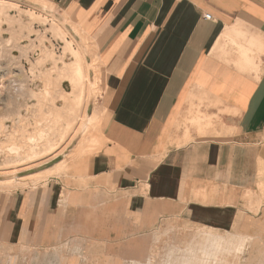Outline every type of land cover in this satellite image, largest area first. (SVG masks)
I'll list each match as a JSON object with an SVG mask.
<instances>
[{
	"label": "crops",
	"instance_id": "obj_1",
	"mask_svg": "<svg viewBox=\"0 0 264 264\" xmlns=\"http://www.w3.org/2000/svg\"><path fill=\"white\" fill-rule=\"evenodd\" d=\"M47 1L94 47L101 124L15 191L10 242L138 264L172 217L238 225L264 179V0Z\"/></svg>",
	"mask_w": 264,
	"mask_h": 264
},
{
	"label": "rangeland",
	"instance_id": "obj_2",
	"mask_svg": "<svg viewBox=\"0 0 264 264\" xmlns=\"http://www.w3.org/2000/svg\"><path fill=\"white\" fill-rule=\"evenodd\" d=\"M12 1L17 4L0 6V264H68L75 259L70 248L10 242L7 214L16 190L37 185L47 177L42 170L97 136L104 74L90 39L75 27L71 32L58 8L47 0ZM79 59L86 77L70 70ZM96 114L98 120L90 121ZM12 145L21 147L18 153ZM240 207L245 212L229 231L181 216L164 221L149 259L153 264H264V179ZM217 235L225 239L213 246ZM81 261L95 264L87 257Z\"/></svg>",
	"mask_w": 264,
	"mask_h": 264
},
{
	"label": "bare ground",
	"instance_id": "obj_3",
	"mask_svg": "<svg viewBox=\"0 0 264 264\" xmlns=\"http://www.w3.org/2000/svg\"><path fill=\"white\" fill-rule=\"evenodd\" d=\"M9 4L14 5V4H17V3H15V1H12V0H0V6H4V5L7 6V5H9ZM5 6H4V7H5ZM79 60H80V59H79ZM70 70L77 72L78 75H83V76H85V77H86V75H87V69H85V66L83 65L82 60L72 63ZM85 70H86V72H85ZM92 119H93V118H90L89 120L92 121ZM46 131H47V130H46ZM43 133H44V132H43ZM43 133H42V134H43ZM30 137H31L32 140H34V137H33V136H29V138H30ZM44 138H45V136H44ZM38 139H39V138H38ZM82 144H84V142L81 143V146H82ZM20 148H21V147H20ZM20 148H19V147H15V145H14V146H13V145L10 146V150H12V151H14V152H16V153H18V151H19ZM22 152H23V151H22ZM22 152H21V153H22ZM18 157H19V156H18ZM143 264H153V263H152V260H151V259H148V261H146V262L143 263Z\"/></svg>",
	"mask_w": 264,
	"mask_h": 264
},
{
	"label": "built area",
	"instance_id": "obj_4",
	"mask_svg": "<svg viewBox=\"0 0 264 264\" xmlns=\"http://www.w3.org/2000/svg\"><path fill=\"white\" fill-rule=\"evenodd\" d=\"M205 17H206L207 19H211V18H212V15H211V14H206Z\"/></svg>",
	"mask_w": 264,
	"mask_h": 264
},
{
	"label": "water",
	"instance_id": "obj_5",
	"mask_svg": "<svg viewBox=\"0 0 264 264\" xmlns=\"http://www.w3.org/2000/svg\"><path fill=\"white\" fill-rule=\"evenodd\" d=\"M39 85H41L40 82H39Z\"/></svg>",
	"mask_w": 264,
	"mask_h": 264
}]
</instances>
